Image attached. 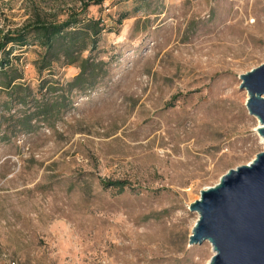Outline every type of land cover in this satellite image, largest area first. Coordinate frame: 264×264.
<instances>
[{"label": "rangeland", "instance_id": "1", "mask_svg": "<svg viewBox=\"0 0 264 264\" xmlns=\"http://www.w3.org/2000/svg\"><path fill=\"white\" fill-rule=\"evenodd\" d=\"M85 3L105 30L83 56L104 78L70 93L79 69L56 64L42 92L61 116L20 127L26 106L0 118V264H208L210 244L188 243V208L264 150L239 89L264 63V0H0V37ZM11 47L15 84L36 92L40 48Z\"/></svg>", "mask_w": 264, "mask_h": 264}, {"label": "water", "instance_id": "2", "mask_svg": "<svg viewBox=\"0 0 264 264\" xmlns=\"http://www.w3.org/2000/svg\"><path fill=\"white\" fill-rule=\"evenodd\" d=\"M239 79L264 141V63ZM188 210L197 214L188 243L210 244L208 264H264V150L203 188Z\"/></svg>", "mask_w": 264, "mask_h": 264}, {"label": "trees", "instance_id": "3", "mask_svg": "<svg viewBox=\"0 0 264 264\" xmlns=\"http://www.w3.org/2000/svg\"><path fill=\"white\" fill-rule=\"evenodd\" d=\"M103 1L105 0H93L92 4L100 5ZM88 4H83L79 11L81 13L71 11L67 16L68 18L62 22L46 19L39 13H35L34 20H28L24 26L1 35L0 94L10 96L11 98L9 99L13 100V103L12 107L10 106L9 108L6 105L7 102L0 105V118H4V110L7 112L10 108L26 106H29L28 108L32 109V112L28 113L29 115L24 114L18 119L20 127L29 124L37 118L42 123H47L49 127V122L53 115V120H56L58 115L61 116L62 107L58 106L57 100L53 101L52 96L45 98V94L42 92L49 81L43 79L44 77L41 74L44 71L51 72L52 66L56 64L75 66L79 69V73L66 83L70 93L88 91L104 78L106 75L104 63L95 61L89 56H83L85 52L89 53L94 50L99 35L105 30V25L102 24L101 19L82 16ZM121 21L122 19L120 18L118 23ZM33 44L40 48L33 65L40 80L42 79L36 92H32L29 87L15 84L17 80L22 79V73H17L14 66L11 65L9 56L12 49H6L8 46L22 49ZM38 93L44 96L40 100L35 101L36 105L31 108L30 103L35 100ZM117 184L123 186L121 183H115V185ZM104 185L106 187L114 184L104 182Z\"/></svg>", "mask_w": 264, "mask_h": 264}, {"label": "bare ground", "instance_id": "4", "mask_svg": "<svg viewBox=\"0 0 264 264\" xmlns=\"http://www.w3.org/2000/svg\"><path fill=\"white\" fill-rule=\"evenodd\" d=\"M258 123H259V122H258ZM259 127H261V125H260V124H259L258 128H259ZM258 128H257V129H258ZM261 138H262V137H261ZM262 141H263V138H262Z\"/></svg>", "mask_w": 264, "mask_h": 264}]
</instances>
